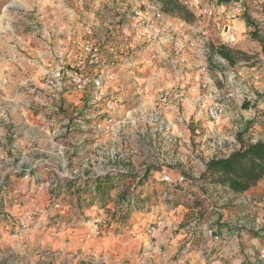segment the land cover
Here are the masks:
<instances>
[{"label":"rangeland","instance_id":"374dc122","mask_svg":"<svg viewBox=\"0 0 264 264\" xmlns=\"http://www.w3.org/2000/svg\"><path fill=\"white\" fill-rule=\"evenodd\" d=\"M103 1L0 0V185L6 186L2 193L7 202L4 210L14 211L18 204L35 207L49 211V220L53 221L47 226L37 225L25 248L16 254L7 253L13 247L6 237L10 224L3 228L1 225L0 241L5 253L0 255V264H213L208 258H200L202 253L208 255L210 251L222 264H231L230 260L234 259L238 262L232 264H264V258H260L264 250L260 253L256 250L257 254L249 260L250 247L242 243L236 250H231L235 254L228 257L226 251L222 253L224 243L221 248L220 245L212 248L205 235V226L212 224L227 227L230 238V230L236 232L241 225L252 234L256 229L264 231V213L260 214L261 210L264 211V191L256 196L237 195L219 185L201 183L194 191L193 188L169 189L170 200L159 197L165 185L155 177L156 168H162L174 177L180 172L195 177L203 173L210 149H213V139L208 136L209 120L203 113L194 111L190 101L181 107L186 121L168 133L155 131L151 116L146 112L161 89L175 88V82L189 85L207 78L195 69V55L187 47V38L201 26L200 23L185 21L165 12L163 24L150 21L147 26L133 17L129 7L121 6L116 0ZM163 1L142 0L140 9L146 12L148 5L155 2L163 4ZM204 1L210 6L215 1L220 4V0ZM222 3L234 5L238 13L236 22L242 26L239 43L230 46L240 51L234 55V63L230 62L232 67L240 70L261 65L264 61V0H225ZM124 9L128 10L124 12ZM119 16L123 18L118 19ZM71 17L80 23L79 28L82 29L76 41L85 37L84 27L90 25L92 37L100 45L103 56L115 61L116 78L106 81L103 91L127 101L126 109L117 119L120 129L102 138L103 141L108 140L105 142L107 147L116 148L120 154L128 155L131 161L128 165L114 163L128 168L131 175L129 184L122 183L118 187L121 193L127 189L136 193L140 189L137 187L140 178L148 173L149 184L142 186V193L151 195L145 199L149 206L147 212L135 211L119 220L111 216L104 234L83 245L79 244L81 229L101 206L100 199L93 198L95 190L85 192L89 197H84L77 190L84 180L74 179L78 187L73 192L65 187V182L60 183L58 200L61 208L54 209L49 192L38 193L35 182L25 179L26 173H30L37 175L40 182L69 181L64 174L80 167V147L89 145L94 152L93 140L89 139L95 135L97 123L91 127L88 122L91 120L81 119V115L93 113L92 106L68 105L64 93L52 126H47L42 118L37 117L40 107H37L36 99L44 92L41 86L44 78L55 71L60 61L68 70L75 67L77 49L73 54L74 60H71L73 57L68 55L73 44L67 45L68 37L62 32ZM46 25H50L49 28ZM50 28L59 33L46 35L45 30ZM168 29L171 33H167ZM151 30H159V37H162L159 44L148 42ZM203 30L210 37V47L219 45L221 31L211 20L203 23ZM169 35H174L181 45H185L179 55H175L172 49L168 50L171 45ZM38 42L49 44L50 48L45 46L43 49L45 53L51 52L49 62L38 54V45H35ZM162 52L170 54L166 65L159 56ZM181 57L185 60L183 63L180 62ZM172 59L178 61L174 63L175 68L170 66ZM129 63L131 66L127 65ZM165 68L167 70H162ZM218 70L220 64L213 57L210 60V77L214 79ZM146 86L149 87L146 89ZM253 90L262 95L263 89ZM263 105L264 97L256 107L259 115L257 126L261 127L257 137L249 123L238 135L239 141L249 142L252 138L264 141V113H260L264 111ZM237 108L241 119L250 112L249 103ZM229 131V128L225 129V133ZM73 148H76V154L71 158L69 153ZM156 165L158 167H154ZM116 188L112 191V202L116 198ZM91 202L94 208L81 204ZM70 221L74 224H68ZM151 224L158 226L156 239L147 235ZM77 226L81 229L73 230ZM190 241L192 245L187 246Z\"/></svg>","mask_w":264,"mask_h":264},{"label":"built area","instance_id":"2783aa9c","mask_svg":"<svg viewBox=\"0 0 264 264\" xmlns=\"http://www.w3.org/2000/svg\"><path fill=\"white\" fill-rule=\"evenodd\" d=\"M116 1L121 6L129 7L133 13V17L146 23L147 26L150 21H154L153 23H164L165 11L163 4L159 2L153 3L152 6L148 5L146 12H143L140 9L142 0ZM180 1L186 9L193 13L195 20L201 25L196 27L192 36L187 38V47L195 55V69L200 75H207V78L192 84H189V81H187L189 85L185 84V82H183L184 84L175 82V88L161 89L154 97L150 110L146 112L151 116L150 120L155 131L168 133L171 128H177L186 121L187 118L182 114L181 107L184 106L186 101H190L193 105V110L203 113L207 120H209L210 130L208 136L213 139L211 144L213 149H210V155L206 162L207 166V163L211 159L228 157L232 152L240 149L241 142L238 139V135L245 131L246 125L250 123L253 129L257 128L259 115L256 107L261 104L264 92L259 96L253 89H257V83L264 80V61L261 65L255 64L236 70L228 60L216 54L213 57L219 62L220 70H218L214 79L210 77V60L213 59L212 48L210 47L211 40L209 35L203 30V23L209 18L215 19V25L221 31L219 45L233 46L238 42L240 33V25L236 22L238 19L237 10L231 4L225 3L218 4L223 8V11L218 12L216 8L206 4L204 0ZM127 10L124 9L123 11ZM150 10H152V13H150ZM119 18H123V16H119ZM164 30L165 27L163 32ZM158 31L151 30L150 33L148 31V42L150 44H159L160 40H162V37H159ZM84 32L85 37L75 41L74 44L77 49L74 69L68 70L63 61H60L55 71L51 68L54 72L44 78V82L41 85L44 92L36 99L38 103L37 107H40L37 117L42 118V121L46 122L47 126H52L56 120V114L60 111L64 93L68 105L83 104L85 107L87 104L88 106H92L94 109L93 113L81 115V119L83 121L91 120L88 121L92 124L91 127L97 123L96 127H94L95 135L89 139L93 140L94 152L90 149L91 146L83 144L80 147L81 152L79 153L81 155L80 167L74 169L71 173H65L64 176L69 180L77 178L79 180H86L116 173L130 174L128 168L114 164L123 162L128 165L131 162L130 158L127 157L128 155L120 154L114 147H107L105 142L108 140H102L104 136L117 132L120 129V122H117V119L127 107L125 98H120L115 94L107 95L103 91L106 81L116 78L117 67L115 61L108 60L103 56L100 45L92 37V27L86 25ZM167 33H171V29H168ZM169 37L171 45L168 50L172 49L175 55H179L185 45H181L178 38L176 39L174 35H169ZM161 54L159 56L163 60V64L166 65L169 62L170 54L167 55L164 52ZM177 59L178 57H176ZM176 60L172 59L170 63L172 68L176 67L174 64L178 62ZM184 61V58L181 57L180 62L183 63ZM127 65L131 66L130 63ZM162 70L165 71L167 68ZM147 87L149 86H146V89ZM89 92L91 93L90 95H88ZM246 103L250 105V114L244 116L243 119L240 118L239 114L230 111L233 105L241 108ZM226 119H229L231 123L228 124ZM240 120H243V122H239ZM81 128L85 129V127ZM226 128L230 130L228 133H225ZM63 131L66 132V129ZM257 141L254 138L250 140L251 143H256ZM75 149L73 148L70 151L69 157L74 158L76 154ZM159 160L163 161L162 159ZM158 165L162 164L159 163ZM158 165L154 167H158ZM206 166L204 171L206 170ZM156 170L155 177L165 185L159 195L163 200H170L172 198L169 189L171 190L180 186L187 187L189 183L195 186L201 184L198 181L201 174L194 177L180 172L174 177L162 168H156ZM37 177V175L33 176L30 173H26L25 175V179L28 182H35V190L38 193L47 191L52 195V192L59 187L60 183L64 184V182H67V180H51L50 182L45 181V183L36 181ZM218 187L221 186L219 185ZM120 193L119 188L117 194ZM53 207L54 209L61 208L59 200L55 202ZM122 207L123 203L118 206L117 213L124 208ZM115 211L116 209L110 206L99 208L97 214L85 223V227L79 236V241L85 243L102 236ZM4 213L11 221L6 237L13 243V247L7 251L8 254H16L22 251L26 246L28 238L36 230L37 225H49L50 212L39 208H29L18 204V207L14 211L4 210ZM221 228L226 229L220 226V224L205 226V235L210 239L212 247H217L220 243L225 244L226 240L230 239L228 228L226 230ZM240 228L244 229L242 225ZM258 230L256 229V231ZM147 235L150 239H156L158 226L156 224L149 225ZM190 245H192V241L187 243V246ZM4 253L5 251L0 241V255ZM200 258L206 260V253H202ZM260 258H264V254L260 255Z\"/></svg>","mask_w":264,"mask_h":264},{"label":"trees","instance_id":"16d2710c","mask_svg":"<svg viewBox=\"0 0 264 264\" xmlns=\"http://www.w3.org/2000/svg\"><path fill=\"white\" fill-rule=\"evenodd\" d=\"M223 1L225 0H220V3H222ZM163 4L164 11L167 14L179 16L183 20L189 22H193L195 20L193 13L186 9V7L182 5L178 0H164ZM254 35L257 36L256 33H254ZM211 48L212 55L218 54L231 63H234V55L240 53V51L225 45H214ZM240 142V149L232 152L228 157L211 159L207 163L206 170L201 174L200 178H198V181L202 184H211L214 186L220 185L227 191L241 195L256 196V194L263 192L264 187L260 186V183L264 181V141L259 140L256 143H251L250 141L247 142L240 140ZM130 177L131 175L129 174L116 173L96 177L94 179H86L84 180L82 185H79V188L77 190L82 192L83 195L81 196L84 197H89V194L86 193H91V190H95V195L93 198L97 197L101 201V206L98 208L110 206L111 208L116 209V211L112 215V218L117 220H119V218L125 219L129 214L135 211L143 212L146 210L147 212L149 210V206L147 205V203L145 204V199L151 196L147 195L148 192L145 194L142 193V186L145 187V185L149 184V175L147 173L144 177L140 178L137 184V187H140L141 190L139 189L138 192L132 193L127 189L120 195L115 194L116 198L112 202L111 197H114L112 191L116 187L121 186L122 183L129 184L131 181ZM36 181H41V179L37 177ZM32 182L33 181H31V183ZM189 186L190 187L180 186L177 188H193V191L194 189H197L194 184H191ZM4 187L6 186L0 187V227L2 225V228L11 224V221L4 213V209L7 207L6 199L2 195V193H4V190H6L3 189ZM65 187H67V189L69 190L72 189L71 192H73L74 189L78 187V182L74 179L69 180L65 182ZM118 188H116L115 191H117ZM59 190L60 187L52 192V206H54L55 202L59 198ZM78 198H80L79 193ZM122 203L124 208L122 207L123 209L119 210V212L117 213V208L119 205H122ZM81 204H84L89 208H94V203L92 202ZM49 224H53V221L49 220ZM68 224L74 223L73 221H70ZM251 232L247 231L248 234H252ZM257 234L255 236H257ZM219 245L221 248L222 244L220 243ZM208 253V255L206 254V258H208L209 261H214L216 259L214 253H212L211 251Z\"/></svg>","mask_w":264,"mask_h":264},{"label":"crops","instance_id":"0c3cea01","mask_svg":"<svg viewBox=\"0 0 264 264\" xmlns=\"http://www.w3.org/2000/svg\"><path fill=\"white\" fill-rule=\"evenodd\" d=\"M109 0H104L103 1V3H105V2H108ZM219 3L217 2V1H215V3L213 4V7L214 8H216V11H218V12H221V11H223V8H221V5H218ZM231 6H234L233 4H231ZM41 20V19H40ZM209 20H211L212 22H213V24H214V26H215V19H213V18H209ZM66 25H64L63 27H64V30L62 31L63 33H65V36L66 37H68V43H67V45H69L71 42H72V44H73V46H72V51H70L69 52V58L70 57H73V59H71V60H74V53H75V50H76V47H75V41H76V37H77V34L79 33L80 34V32L82 31V29H80L79 28V26H80V23L79 22H77V20L76 19H73V17H71V18H69V20L65 23ZM51 25V24H50ZM50 25H46V27H48V26H50ZM245 26V25H244ZM62 27V28H63ZM49 28V27H48ZM47 28V29H48ZM58 30H60V29H58ZM51 32H53L52 34L53 35H55V34H58L59 32L56 30V29H53V28H50V30H45V34L47 35H50L51 34ZM57 32V33H56ZM78 39V38H77ZM239 41H240V39L238 40V42L237 43H239ZM59 42V41H58ZM62 45H63V43L62 42H60ZM236 43V44H237ZM64 44H66V43H64ZM235 44V45H236ZM35 45H38V46H36V50H37V52H38V54L40 55V56H45L43 59H47V61L50 59V54H51V52H49V51H47L46 53H45V51L43 50L44 48H45V46H46V48L48 47V48H50V46H48L49 44H47V42L46 43H37V44H35ZM234 45V46H235ZM64 49V48H63ZM67 53H68V48H67V51H66ZM49 62V61H48ZM45 63V62H44ZM263 82V81H262ZM262 82H258L257 83V88H259V89H263V92H264V82L262 83ZM262 108L264 107V105L263 106H261ZM230 111H232V112H234V113H237V114H239V110H238V108H237V106L236 105H233V107L230 109ZM261 114H263L264 113V111H261L260 112ZM248 114H249V112H248ZM248 114L247 115H245V116H248ZM261 118H263V117H261ZM226 121L228 122V124H230L231 122L229 121V119H226ZM252 127V126H251ZM261 129V127H259V126H257V128H256V130H253V128H251V130L254 132L253 133V135H258V133H259V131L258 130H260ZM257 137V136H256ZM259 137V136H258ZM254 139H257V138H254ZM260 186H263L264 187V181L263 182H261L260 183ZM230 192V191H229ZM231 193H233V192H231ZM231 195V194H230ZM237 195H239V194H237ZM264 213V211L263 210H261V212H260V214L262 215ZM78 227V226H77ZM81 229V227L79 228H73V230H80ZM221 229H223V230H226L227 229V227H226V229H224V228H221ZM82 230V229H81ZM228 230V229H227ZM233 229H231L230 230V232H231V238L230 239H228V240H226V242H225V244H224V246L222 247V253L223 252H227L226 253V255L228 256V257H231L233 254H235V252L234 251H231V250H233V249H235L236 250V248H237V245L238 246H241L242 245V243H244V244H246L248 247H250V249L248 250L249 252H250V254H251V256L249 257V260L251 259V258H253L256 254H257V251L260 253V251H263L264 250V231L263 230H258V231H256V233L255 232H253V234H248L247 233V229H243V228H239V229H237L236 230V232H234L235 230H233ZM254 231H255V229H254ZM258 233V234H257ZM257 234V236H255ZM80 245H83L84 243H79ZM257 250V251H256ZM221 253V254H222ZM194 257V256H193ZM192 257V258H193ZM232 262H235V263H237L238 262V260L237 259H234V260H230V263L232 264ZM213 264H222V261L220 260H218V259H215L214 261H213Z\"/></svg>","mask_w":264,"mask_h":264},{"label":"bare ground","instance_id":"6f19581e","mask_svg":"<svg viewBox=\"0 0 264 264\" xmlns=\"http://www.w3.org/2000/svg\"><path fill=\"white\" fill-rule=\"evenodd\" d=\"M15 2V1H14ZM14 2H12V3H14ZM12 5V4H11ZM4 15H7V13L5 12V14ZM3 18H4V16H3ZM241 30H242V26H239V32H241Z\"/></svg>","mask_w":264,"mask_h":264}]
</instances>
